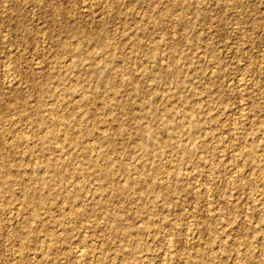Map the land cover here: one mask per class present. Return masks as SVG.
<instances>
[{"label": "rangeland", "instance_id": "374dc122", "mask_svg": "<svg viewBox=\"0 0 264 264\" xmlns=\"http://www.w3.org/2000/svg\"><path fill=\"white\" fill-rule=\"evenodd\" d=\"M0 264H264V0H0Z\"/></svg>", "mask_w": 264, "mask_h": 264}, {"label": "bare ground", "instance_id": "6f19581e", "mask_svg": "<svg viewBox=\"0 0 264 264\" xmlns=\"http://www.w3.org/2000/svg\"><path fill=\"white\" fill-rule=\"evenodd\" d=\"M210 211V210H209Z\"/></svg>", "mask_w": 264, "mask_h": 264}]
</instances>
